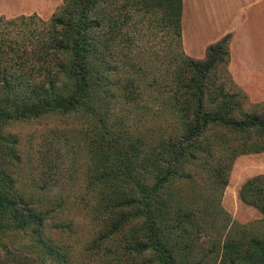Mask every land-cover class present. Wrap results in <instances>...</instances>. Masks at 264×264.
I'll list each match as a JSON object with an SVG mask.
<instances>
[{"label": "trees", "instance_id": "obj_1", "mask_svg": "<svg viewBox=\"0 0 264 264\" xmlns=\"http://www.w3.org/2000/svg\"><path fill=\"white\" fill-rule=\"evenodd\" d=\"M182 12L183 0H63L48 19L0 16V212L41 264H264V173L239 191L258 230L223 205L237 157L264 152V102L233 78L231 32L203 59L185 51ZM147 13L169 45L153 64L136 53ZM49 114L87 125V203L103 223L89 258L48 235L62 200L46 198L35 167L26 199L7 171L20 155L4 126Z\"/></svg>", "mask_w": 264, "mask_h": 264}, {"label": "rangeland", "instance_id": "obj_2", "mask_svg": "<svg viewBox=\"0 0 264 264\" xmlns=\"http://www.w3.org/2000/svg\"><path fill=\"white\" fill-rule=\"evenodd\" d=\"M193 1L196 4L195 11L192 12V19L194 21L199 20L203 30L200 39L204 42L214 37L215 33L219 31L218 29L230 31L228 17H226L229 16V13L241 11L236 16L234 29H238L237 25H240L247 16L244 9L248 6L244 0ZM62 2L63 0H0V16L15 17L21 14L37 13L48 19ZM263 4L264 0H259L257 4L251 7L260 9L263 8ZM3 9L9 13L2 11ZM141 17L143 20L140 27L142 35L136 36V38L139 37L136 41V53L146 58L148 63L153 64L156 61L155 57L158 50L164 54L169 45L164 36L161 37L162 33L159 32L158 28L154 27V20L150 18V14L147 13L144 16L142 14ZM148 18L151 20H147ZM257 20H261V17H257ZM261 34L262 28L259 27V24L253 27L245 26L242 34L238 35L241 38L239 39L241 45L239 49L249 52L248 48L257 47L252 45L254 42H258V46L261 47ZM207 46L208 44L204 46L203 50ZM183 47L191 55L190 51L187 50L189 47L186 48L184 42ZM190 50H195L191 56L196 59L205 57L206 50L203 51L200 46L193 49L190 47ZM260 68L259 72L262 74L256 73L249 77L246 76L247 80L243 77V81L247 85L245 91L252 102H264L262 63ZM86 127L87 125L83 124L76 116L68 118L49 114L40 118L9 122L4 126L2 132L10 133L18 140L17 149L20 160L7 167V171L11 173L13 179L11 185L24 194L26 199V184L29 187L32 182L26 173L30 164L33 165L37 186L52 187L46 198L54 200V206H57L58 199L62 200V205L57 206L54 217L47 224L48 235L54 242L71 248L78 256L89 258L88 255L80 253L89 246L87 243L89 240L92 243L96 230L102 229L103 223L93 219L91 212H89L90 206L87 203V200L93 203V197L86 191L88 150L78 136V129ZM263 161L261 158L260 160L254 159L252 154H247L238 156L234 163L230 181L223 196V205L229 211L231 221L236 227L237 225H247L251 231L260 228L257 223L253 222L262 218L261 212L257 208L243 203L238 193L245 179L254 174H260V172L264 173ZM42 192L40 190L37 194L40 195ZM70 221L74 222L71 228L61 227V224L67 225ZM229 228L230 226L224 230V236L227 235ZM29 237L26 231L15 229L9 216L0 212L1 264H41L39 255L31 248L26 247V244L30 243Z\"/></svg>", "mask_w": 264, "mask_h": 264}, {"label": "crops", "instance_id": "obj_3", "mask_svg": "<svg viewBox=\"0 0 264 264\" xmlns=\"http://www.w3.org/2000/svg\"><path fill=\"white\" fill-rule=\"evenodd\" d=\"M9 1H11V0H9ZM258 1L259 0H244V3L248 6V8L246 6H244V7H246L244 10L246 11L247 16H246L245 20L240 25H237L238 29L237 28L234 29L233 26H236V24H235L236 16H237V14L241 13V11L239 10V11L231 12V13H229V16H226V17H228V21H229V25H230V28H229L230 31L229 32L232 31V33H233V38H232L231 43H230L231 61H230L229 68H230V71H231L235 81L238 83L239 86L242 85L243 87L242 86L241 87L244 90H245V88H247L246 87L247 85L243 81V77L246 79V76L249 77L250 75H254L256 73L262 74L259 72L261 69L260 68L261 63L263 66L262 71L264 72V4H263V8H260V9L251 7L252 5L257 4ZM195 4L196 3L193 0H183V12H182L183 42H184L186 48L189 47V49H187V50L190 51L191 55H193L192 52H194L195 50L191 51L190 47L193 49L194 47L200 46V48L203 50L205 45H207V44L209 45L210 43L217 41L224 34L228 33L227 31H225L223 29H218L219 31L217 33H215V36L211 37L210 40L208 39V41H206V42L201 40L200 35L203 32L202 26L200 25L199 20L194 21L192 19V12L195 11ZM2 11L9 13L5 9H3ZM208 12H209V9H208ZM257 17H261V20H257ZM213 19H214V17H213ZM258 24H259V27L262 28V34H261L262 39H260L261 40L260 41L261 47L258 46V42H254V44H252V45L257 46V47L250 48V49L248 48L249 52H247L246 50L242 51V49H239V48H241V45L239 44L240 43L239 39H241V38H239L238 35L242 34L243 28H245V26H247V25H249V27H253V26H257ZM229 29H226V30H229ZM205 50L206 49H204L203 51H205ZM251 52H253V53H251ZM252 155H253V158L256 160H260V158L262 161L264 160V152L263 153H253ZM263 163H264V161H263ZM247 179H245L244 182ZM239 191H240V189H239ZM239 198H240V196H239Z\"/></svg>", "mask_w": 264, "mask_h": 264}]
</instances>
